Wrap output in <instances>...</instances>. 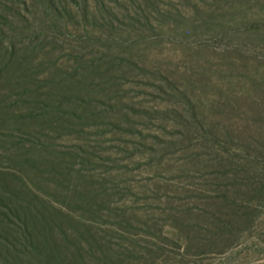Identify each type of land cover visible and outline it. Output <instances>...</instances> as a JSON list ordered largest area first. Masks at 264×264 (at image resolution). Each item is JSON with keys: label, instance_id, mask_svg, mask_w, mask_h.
<instances>
[{"label": "rangeland", "instance_id": "374dc122", "mask_svg": "<svg viewBox=\"0 0 264 264\" xmlns=\"http://www.w3.org/2000/svg\"><path fill=\"white\" fill-rule=\"evenodd\" d=\"M14 171L0 264H264V0H0ZM36 196L72 219L57 251Z\"/></svg>", "mask_w": 264, "mask_h": 264}, {"label": "trees", "instance_id": "16d2710c", "mask_svg": "<svg viewBox=\"0 0 264 264\" xmlns=\"http://www.w3.org/2000/svg\"><path fill=\"white\" fill-rule=\"evenodd\" d=\"M55 11H57L56 8ZM28 163L29 161L23 162L24 165H27L29 167ZM30 163V168H33L34 178H36L38 183L39 180L42 182L44 181V183L46 182V174H54L53 178H55V180L58 179V163L54 157L50 158L48 154L40 151L33 158V162L31 161ZM20 175L21 171H14L12 173H0V192H5L8 197L13 198L15 201V206L21 200V197L27 195L26 190L28 187L27 185H25L23 181L24 179H22ZM57 186L59 187V185ZM36 188H38V191L44 190L37 185ZM36 200L37 202H39L37 203V206L34 207L31 221L28 218V220L23 222L22 226L24 233L26 232V230H31L32 233L28 231L31 234L30 237L34 242L38 244V247L39 244L43 243V240H49L52 242L50 243L52 245V249L57 251L59 249L56 246L57 243L63 242L65 236V225L72 219L67 217V214H64L63 211L56 208L52 209L50 205L43 199H38L36 196ZM14 201L12 200V203H14ZM0 202L3 203V201ZM6 206L9 211L14 212L15 214H17L16 212L18 211V214L24 213L25 217L28 215L27 208H21L20 205L12 207L8 203ZM14 209H16L17 211H14Z\"/></svg>", "mask_w": 264, "mask_h": 264}]
</instances>
